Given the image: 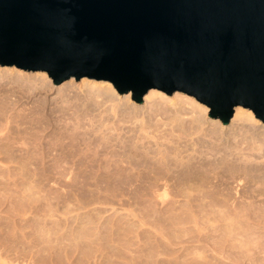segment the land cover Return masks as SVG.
Wrapping results in <instances>:
<instances>
[{"label":"rangeland","instance_id":"374dc122","mask_svg":"<svg viewBox=\"0 0 264 264\" xmlns=\"http://www.w3.org/2000/svg\"><path fill=\"white\" fill-rule=\"evenodd\" d=\"M4 66L22 70L24 73L36 72L6 65H0V69ZM56 85L58 84L53 83L48 92L42 90L38 92L8 83L6 78L0 75V181L2 180L0 182V202L3 201L0 203V264H112V262L113 264H169L167 250L172 241L170 239L175 233L173 231H186L189 236L193 234L194 227L196 230L200 225L202 226L205 215L209 214V217H214L215 214L217 218L221 214L224 215L223 209L216 200L206 201L200 198L193 200L172 194L157 197L156 188L153 189V164L141 162L143 157H147L148 161L153 162V153L151 152L153 151V136L141 132L134 138L131 132H126L129 126L128 122L122 123L116 120L118 125L114 126V131L110 128L100 131L95 129L97 121L93 123L92 118L86 114L79 126L70 118L57 122V127L61 125L58 129L55 128L59 131V135L52 132L51 126L43 124L45 135L37 137L40 132L37 131L38 126H36L39 122L38 119L44 121V116L50 113L45 110H54V106L61 103ZM165 94L169 98L173 95V93ZM54 114H58V112L55 111ZM27 120L32 125L33 134L34 132L36 134L32 144L35 151L33 153L35 156H33L47 155L49 158L50 164L46 171L39 165L25 166L16 163V160L25 156V153L21 151L23 147H30L25 140L27 135H24L26 133L24 129L29 124ZM120 126L124 128H120ZM113 133L121 135L122 138L113 139L114 135L110 136ZM89 134L92 136L91 140L87 139ZM206 134H201V137L214 141L213 137ZM106 135L107 137H105ZM58 136L60 141L55 138ZM61 142L65 145L61 146ZM159 142L170 144L162 136L159 137ZM217 143L219 145L220 141ZM125 146V150H129L128 152L123 150ZM57 147L68 148L59 153L56 150ZM254 147L257 145L254 144ZM81 150H87L90 154L93 151L94 158H99L102 166L94 167V169L89 166L85 167L83 164H86L87 158L80 153ZM94 150L97 152L96 154H94ZM5 157L7 160L9 159L8 162L6 159L5 161L1 159ZM10 160L12 161L9 162ZM133 162H137L139 165H134ZM46 173L51 175L46 176ZM56 174L57 178L53 176ZM81 174L90 175L86 179ZM158 182L163 183L164 179H159ZM168 184L170 185L167 187L171 189L169 190L171 192L174 189L195 188L197 190L202 188L199 181L192 179L186 181L185 184L182 182L180 187L171 185V182ZM232 202L235 203L230 201L228 204L234 206ZM231 215L236 216L235 213H230L228 217H232ZM253 216L256 219L258 216L264 218V213L257 212ZM60 223L61 225H59ZM251 226H254L258 232L264 231V222L254 220ZM63 230L65 231L63 232ZM43 232L46 233L45 236ZM58 239L59 241H57ZM47 241L50 243L48 244ZM54 241L56 244H53ZM73 241L74 244H72ZM163 245L166 247L164 246V248ZM259 245L261 252L258 256L262 258L264 264V242ZM54 247H56L55 250ZM174 247L179 248L180 246L175 245ZM60 249H62L61 252ZM39 251L47 256L42 255ZM152 257L154 258L151 259ZM119 258L122 259L119 260Z\"/></svg>","mask_w":264,"mask_h":264},{"label":"water","instance_id":"95a60500","mask_svg":"<svg viewBox=\"0 0 264 264\" xmlns=\"http://www.w3.org/2000/svg\"><path fill=\"white\" fill-rule=\"evenodd\" d=\"M0 65L193 96L264 121V0H0Z\"/></svg>","mask_w":264,"mask_h":264},{"label":"bare ground","instance_id":"6f19581e","mask_svg":"<svg viewBox=\"0 0 264 264\" xmlns=\"http://www.w3.org/2000/svg\"><path fill=\"white\" fill-rule=\"evenodd\" d=\"M0 75L5 77L8 83H14L15 86H21V88L24 87L38 92L39 90L48 92L53 86L51 78L46 72L40 70L32 73H24L22 70L4 66L0 69ZM55 87L61 100V103L58 106H54V110L57 111L58 114H54V110H45V112L50 111V113H48L47 116H44V121L38 119L39 122L36 126H38L37 131L40 132L37 134V137L45 135V126L43 124L51 126L52 132L55 135H59V131L55 130V128L58 129L61 125L57 127V122L70 118L77 126H79L82 118L86 114L92 118L93 123L97 121L95 129L100 131L109 128L114 131V126L117 124L116 120L121 121L122 123L128 122L129 126L127 127L126 132H131L134 138L141 132L153 136V151H151L153 153V162L148 161L149 159H147V157H143L141 162H149L150 164H153V189L156 188L155 194L157 197L172 194L173 196L193 200L198 198L206 201L216 200L221 209H223L224 215H227V212L229 213L228 215H230V213H235V217H233V215H231L232 217H228V215H220V213V217L218 218L215 217V214L214 217H209V214L208 216L205 215L204 222H202L203 220L200 221L202 222V226H197L199 229L196 230H194V227L193 234H191V232V235L189 236L186 231L187 235L185 232H181V230H177L178 232H176L174 228L175 231L173 232L175 233L170 239L172 241L168 245L169 247L167 246L169 264H263V260L258 254L261 252V246L259 244L264 242V231L258 232L254 229V226L252 227L251 225L254 220L264 222V218L259 217L260 215L257 219L253 216V214L257 212L264 213V121L255 118L253 112L249 108L235 106L229 122L224 124L219 121L218 118H212L207 114L208 107L206 105L199 103L198 100L196 101V99L191 96H187L186 94L177 91L173 92L172 97L169 98L164 92L151 88L143 95V101L136 103L131 99L129 92L120 95V93L114 89L112 83L106 80H96L83 77L77 82V80L70 77ZM120 128L124 127L120 126ZM24 130L26 131V133L23 132L24 135H27L25 140L30 147L28 145V147H23L21 151L22 153H25V156L16 160V163L25 166H32V164L39 165L40 168L45 169L44 171H46L50 164L48 156L40 155L39 157H34L35 155L33 154L35 152L34 147H32L34 146L32 145L34 141L33 139H35L33 137L36 134L35 132L33 134L31 123H29ZM201 134H209L210 137L214 138V141L201 137ZM113 135V139L122 138V136L117 133L110 134V136ZM161 136L170 144L160 143L159 137ZM105 137H107V135ZM55 138L60 141L59 136ZM87 139L91 140L92 136L90 134L87 135ZM217 141H220L219 145ZM60 144L61 146L65 145L63 142ZM254 144H256L257 147H254ZM66 148L68 147H57L56 150L59 153H62ZM125 148L126 146L123 150L128 152L129 150H125ZM91 152L92 153L90 154L87 150L80 151V153L87 158L86 164L83 165L85 167L89 166L93 169L94 167L100 168L102 166L101 160L99 158H94L93 151ZM37 153L39 152L37 151ZM96 153L97 152L94 150V154ZM1 159L5 161L6 157ZM11 161L12 160L9 162ZM133 164L139 165L137 162H133ZM49 174L46 173V176H49ZM89 175L90 174H83L82 177L88 179ZM53 176L56 177L57 174ZM159 179H164V182L159 183ZM191 179L199 181L202 188L197 190H195V188L186 190L184 188V190L174 189L175 191L173 190V192H171L169 191L171 189L167 187L170 185L168 182H171V185L173 186L179 185L178 187H180L182 182L185 184L186 181ZM228 200L234 201L235 203L232 202L234 206H232V204L229 205L228 203H230V201L227 203ZM213 212L211 213L212 216ZM59 225H61V223ZM181 227L183 228V226ZM176 229L178 228L176 227ZM64 231L65 230H63V232ZM18 233L20 234V232ZM45 234L46 233H44V236ZM48 236L49 235H47V237ZM54 238L57 239L56 236H54ZM57 241H59V239ZM55 242L56 241H54L53 244H56ZM49 243L50 242H48V244ZM74 243L75 242L73 241L72 244ZM175 245H179L180 247H174ZM24 246H26V244H24ZM164 246L165 245H163V247ZM55 249L56 247H54V250ZM47 250L51 251L50 249ZM61 250L62 249H60V252ZM122 252L124 253V251ZM40 253L44 255L42 252ZM153 258L154 257L151 259ZM120 259L122 258H119V260Z\"/></svg>","mask_w":264,"mask_h":264}]
</instances>
